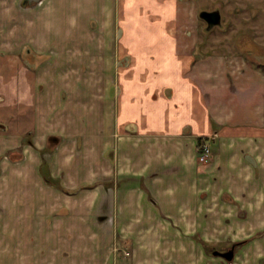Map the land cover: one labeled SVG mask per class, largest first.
I'll return each mask as SVG.
<instances>
[{"label": "crops", "instance_id": "obj_1", "mask_svg": "<svg viewBox=\"0 0 264 264\" xmlns=\"http://www.w3.org/2000/svg\"><path fill=\"white\" fill-rule=\"evenodd\" d=\"M228 2L0 0V264H264V46H215Z\"/></svg>", "mask_w": 264, "mask_h": 264}, {"label": "rangeland", "instance_id": "obj_2", "mask_svg": "<svg viewBox=\"0 0 264 264\" xmlns=\"http://www.w3.org/2000/svg\"><path fill=\"white\" fill-rule=\"evenodd\" d=\"M228 4H231L232 7H234V10H232V12H228L223 11L222 13V21H226L228 23V28L225 30V33L222 35L220 28H214V39L211 36V38L213 39L214 44L220 42V41H234L235 36L237 37L239 34H243L249 36V38H254V40L256 39V41L261 42L262 45L264 46V0H228ZM217 3L216 5H214L213 7H209L207 10H215L218 9L217 7L220 6L221 4L217 1L215 2ZM220 4V5H219ZM203 22L199 21V25H202ZM219 27V26H218ZM226 34L228 36H226ZM218 38L219 40L215 39ZM248 38V37H247ZM249 40H244V44L247 46L249 44ZM220 43H218V45L215 46H219ZM224 45V44H223ZM231 46V45H230ZM249 46H253L254 51L252 53H250L249 55L252 58L253 61H258L259 60V56L261 55V47L255 44H250ZM236 47V46H234ZM215 49V48H214ZM249 53V52H246ZM245 53V54H246ZM38 56V55H37ZM47 54L42 56L40 58V56H38V59L34 61H30L28 60L27 62L29 64H36L35 67L41 66V64H43L46 61H49L50 58L47 59ZM47 59V60H46ZM56 64H52V67H55ZM62 65V64H61ZM60 68V67H57ZM85 129H87L89 127V125L85 124ZM105 133V131H104ZM61 145H62V141H60ZM81 176L84 174V171L82 173H79ZM48 176H49V172H48ZM48 180V182H50L49 178H46ZM51 184H53L55 189H58L60 192L64 193L67 195V192L69 191L68 194L71 195H81L79 194V191H81L82 189H85V187H79V188H74V189H66L63 187H60L58 182L55 181L53 183V181H51ZM93 184H89L86 186H92ZM85 186V185H84ZM127 243H128V250L131 247V242H132V237H128L127 238ZM123 240V239H122ZM124 243V241H122ZM117 243V244H116ZM119 242L116 241L113 245V252H114V256H116L117 258L120 257L119 252L117 250V247ZM235 244L234 243L231 245V241L227 240L225 241V243L223 245H220L219 242L214 243V249L217 250H229L230 248L234 247ZM234 245V246H233ZM236 247V248H235ZM233 248V257L231 260H227L224 257L220 256V255H213V251L211 252V249L209 247L206 246V251H205V257L207 259H209L208 257H212L213 258V262L218 263V264H241L240 261V256L242 257L244 255V253L242 252H238V246H235ZM235 249V250H234ZM128 250L126 252L121 253V255L123 257H125V264H128L129 262V252ZM130 251V250H129ZM264 253H261V255H263ZM206 258H204V261L207 260ZM117 260V259H116ZM204 264V262H202ZM162 264H179L177 258L176 259H165L163 261ZM263 264V263H261Z\"/></svg>", "mask_w": 264, "mask_h": 264}, {"label": "water", "instance_id": "obj_3", "mask_svg": "<svg viewBox=\"0 0 264 264\" xmlns=\"http://www.w3.org/2000/svg\"><path fill=\"white\" fill-rule=\"evenodd\" d=\"M200 17H202L207 22V26L205 28L206 30L211 29L214 25L222 26L220 22V12L218 11V9L212 11H201ZM233 253V247L225 252L213 251V254L220 255L227 260L232 259Z\"/></svg>", "mask_w": 264, "mask_h": 264}, {"label": "built area", "instance_id": "obj_4", "mask_svg": "<svg viewBox=\"0 0 264 264\" xmlns=\"http://www.w3.org/2000/svg\"><path fill=\"white\" fill-rule=\"evenodd\" d=\"M211 154V142L210 139H202L198 148V160L206 161Z\"/></svg>", "mask_w": 264, "mask_h": 264}, {"label": "flooded vegetation", "instance_id": "obj_5", "mask_svg": "<svg viewBox=\"0 0 264 264\" xmlns=\"http://www.w3.org/2000/svg\"><path fill=\"white\" fill-rule=\"evenodd\" d=\"M213 18V17H212ZM212 18H210V19H212ZM234 248V247H233ZM228 250V249H227ZM219 252H225V251H219ZM234 252V251H233Z\"/></svg>", "mask_w": 264, "mask_h": 264}, {"label": "trees", "instance_id": "obj_6", "mask_svg": "<svg viewBox=\"0 0 264 264\" xmlns=\"http://www.w3.org/2000/svg\"><path fill=\"white\" fill-rule=\"evenodd\" d=\"M201 140H202V139H200V140L198 141V146H199V143H200Z\"/></svg>", "mask_w": 264, "mask_h": 264}]
</instances>
